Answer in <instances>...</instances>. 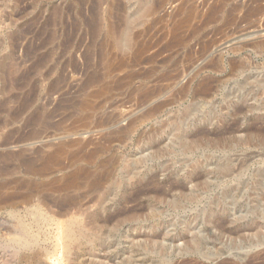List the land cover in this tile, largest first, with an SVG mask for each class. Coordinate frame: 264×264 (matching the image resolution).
Segmentation results:
<instances>
[{
	"label": "rangeland",
	"instance_id": "374dc122",
	"mask_svg": "<svg viewBox=\"0 0 264 264\" xmlns=\"http://www.w3.org/2000/svg\"><path fill=\"white\" fill-rule=\"evenodd\" d=\"M187 1L196 20L178 28ZM260 42L264 0H0L1 194L23 191V159L39 163L48 143L89 150L133 125L97 158L102 185L73 193L80 209L0 202V264H31L30 249L46 254L42 264H264ZM153 89L163 90L143 103ZM85 103L97 106L87 117ZM102 118L108 126L96 127ZM21 226L38 234L31 248L13 240Z\"/></svg>",
	"mask_w": 264,
	"mask_h": 264
},
{
	"label": "bare ground",
	"instance_id": "6f19581e",
	"mask_svg": "<svg viewBox=\"0 0 264 264\" xmlns=\"http://www.w3.org/2000/svg\"><path fill=\"white\" fill-rule=\"evenodd\" d=\"M254 1V0H253ZM257 1V0H256ZM259 1V0H258ZM160 4V3H159ZM255 4V3H254ZM200 5V4H199ZM213 5V4H212ZM215 5V4H214ZM237 5V4H236ZM241 6V5H240ZM210 7V6H209ZM219 9L223 8V4H220L217 6ZM246 7V6H245ZM244 7V8H245ZM215 8V6H214ZM234 8V7H233ZM256 8V5L255 7ZM232 9V8H231ZM261 11V8H259ZM185 10V16L183 17L182 20H180L181 22H179V20L177 22H179L178 24V28L180 26H182L183 24H189V23H193V21L196 20V9L191 5L188 4L186 2H182L179 5V15H180V11ZM254 10V9H253ZM258 10V9H255ZM216 11V10H215ZM232 12V10H230ZM250 11L247 10V12ZM252 11V10H251ZM125 12V11H124ZM258 12V11H257ZM183 13V12H182ZM229 13V12H228ZM250 13H255L253 12H248L246 14ZM230 14V13H229ZM178 15V16H179ZM207 15V14H206ZM254 15V14H253ZM175 16V15H174ZM208 16V15H207ZM211 16V15H210ZM176 17V16H175ZM247 17V16H246ZM245 17V18H246ZM214 18V16H213ZM227 18V17H226ZM241 19V18H240ZM226 20V19H225ZM244 20V19H243ZM234 21V20H231ZM212 23V22H211ZM240 23V22H239ZM157 24V23H156ZM204 24V23H202ZM186 27V26H185ZM263 27V26H262ZM148 28V27H147ZM177 28V30H178ZM197 28V27H196ZM160 29V28H159ZM176 29V28H175ZM194 29V28H193ZM147 30V29H146ZM180 30V29H179ZM238 30V29H237ZM225 31V30H224ZM235 31V30H234ZM150 32V31H149ZM160 32V31H159ZM192 32V31H191ZM245 32V31H244ZM148 33V32H147ZM183 33V32H182ZM190 33V32H189ZM188 33V34H189ZM215 33V32H214ZM135 34V33H134ZM156 34V33H155ZM237 34V33H236ZM191 35V33H190ZM146 36V35H145ZM175 39L174 42L176 44H180L182 41V38L179 36L175 35ZM138 38V37H137ZM220 38V37H219ZM134 39V38H133ZM161 39V38H160ZM214 39V37H213ZM218 40V39H217ZM257 41V40H255ZM254 41V42H255ZM148 42V41H147ZM173 42V41H172ZM217 42V41H216ZM114 43L117 47H119L122 51H125L126 49H128V43L125 42L124 40H120V39H114ZM156 43V42H155ZM170 43V42H169ZM206 43V42H205ZM224 43V42H223ZM250 43V42H249ZM171 44V43H170ZM169 44V45H170ZM232 44V43H231ZM237 44V43H236ZM241 44V43H240ZM140 45V44H139ZM145 47V46H144ZM165 47V46H163ZM207 47V46H206ZM253 47H255L256 49H262L264 47V42H260L257 43L255 45H253ZM151 48V47H149ZM161 48V47H160ZM167 48V47H166ZM170 48V47H169ZM193 48V47H192ZM203 48V47H202ZM210 48V47H209ZM243 48V47H242ZM148 49V48H147ZM165 49V48H164ZM168 50V49H167ZM203 50V49H202ZM143 51V50H142ZM149 51V50H148ZM147 51V52H148ZM168 52V51H167ZM194 52V51H193ZM223 52V51H222ZM155 53V52H154ZM139 54V53H138ZM141 54V53H140ZM139 54V55H140ZM114 55V54H113ZM143 55V54H142ZM190 55V53H189ZM205 55V54H204ZM134 56V55H132ZM140 58V57H139ZM152 58V57H151ZM187 58V57H186ZM200 58V57H199ZM181 59V58H180ZM215 59V57H214ZM103 60V59H102ZM148 60V59H147ZM110 61V60H109ZM126 61V59H125ZM178 61V60H176ZM161 62V61H160ZM164 62V61H162ZM179 62V61H178ZM185 62V61H184ZM211 62V61H209ZM228 62V61H227ZM109 63V62H108ZM124 63V62H123ZM132 63V61H131ZM134 63V62H133ZM176 63V62H175ZM243 63V62H242ZM137 64V63H136ZM142 64V63H141ZM177 64V63H176ZM215 64V60L212 61V66H214ZM191 65V64H190ZM232 65V64H231ZM122 66V65H121ZM215 67H217L215 65ZM231 67V66H230ZM155 68V67H154ZM190 68V67H189ZM201 68V67H200ZM245 68V62L243 64H236L234 66V68H231L233 70L234 73H241ZM117 69V68H116ZM173 69V68H172ZM187 69V68H186ZM114 71V70H113ZM149 72V71H148ZM147 72V73H148ZM231 72V71H230ZM98 73V72H97ZM96 73V74H97ZM107 74V73H106ZM137 74V73H136ZM143 75V74H142ZM67 76V75H66ZM95 76V75H94ZM134 76V75H132ZM141 76V75H140ZM167 76V75H166ZM165 76V78H166ZM169 76V75H168ZM93 77V76H92ZM91 77V78H92ZM99 77V76H98ZM130 77V76H129ZM135 77V76H134ZM96 77H93L92 79H95ZM133 78V77H130ZM173 78V77H172ZM177 78V76H176ZM60 79V78H59ZM91 79V81H92ZM109 79V78H108ZM124 79V78H122ZM161 79V78H160ZM167 79V78H166ZM162 80V79H161ZM118 82V81H117ZM88 83V82H87ZM125 83V82H124ZM122 84V83H121ZM151 84V83H150ZM81 86H83L81 84ZM201 86V85H200ZM124 87V86H123ZM53 88V86L51 87ZM105 88V87H104ZM179 88V87H178ZM103 89V88H102ZM116 89V88H115ZM164 89V88H163ZM161 89V90H163ZM204 92L208 91V87H207V83H204L203 88ZM201 89V90H202ZM134 90V89H133ZM148 90V89H147ZM160 89H153L152 91H148L144 96L145 99H143V103H145L148 99H152L153 97H155L158 93H160L161 91ZM187 88L185 87H181L178 91L176 88L177 93L174 94L171 98H169L168 100H166L165 102L162 103H158L159 105H157L156 107L151 108V112H156V110L161 107V106H165L171 103H175L176 101H178L179 99H182L186 92H187ZM166 91V90H164ZM210 91V90H209ZM163 92V91H162ZM191 92V91H190ZM201 92V91H200ZM97 93V92H96ZM175 93V92H173ZM162 94V93H161ZM169 94V93H168ZM196 92L193 93V99H196ZM199 94V93H198ZM27 96V95H26ZM61 98V97H60ZM97 98V97H96ZM13 99V98H12ZM28 99V98H27ZM142 99V98H141ZM26 101V100H25ZM49 101V100H48ZM66 101V100H65ZM142 101V100H141ZM64 102V101H63ZM68 102V101H67ZM140 102V101H139ZM76 103V102H75ZM74 103V105H75ZM192 103V102H191ZM190 103V104H191ZM24 105V104H23ZM141 105V104H140ZM261 103L258 105L259 107H261ZM61 106V105H60ZM70 106V105H69ZM66 107V106H65ZM243 107V106H242ZM241 107V108H242ZM54 108V107H53ZM67 108V107H66ZM82 108L84 110V115L85 117L90 116L91 114H93V112L97 109V106H94L92 104H88L85 103V105H82ZM240 109V108H239ZM66 110V109H65ZM52 111V110H51ZM56 111V110H55ZM59 111V110H58ZM150 111V110H149ZM245 111V109H244ZM57 112V111H56ZM53 113V112H52ZM44 117V116H43ZM110 118V117H109ZM38 119V118H37ZM98 119V118H97ZM114 119V117H113ZM36 120V119H35ZM49 120V119H48ZM101 120V119H99ZM103 120V118H102ZM98 121L96 125V127H101L103 125H107V123L109 121ZM115 120V119H114ZM33 121V120H32ZM44 121V119H43ZM112 121V119L110 120ZM57 122V121H56ZM137 122V121H136ZM114 123V122H113ZM43 124V123H42ZM109 124V123H108ZM235 124V123H233ZM72 125V124H70ZM105 125V126H106ZM108 126V125H107ZM30 127V126H29ZM133 125L130 123L128 124L126 127H119L118 129H114L113 131H108V132H104L101 135V140H104L103 145L100 146H95L92 149L86 150V148H84L85 145L79 144V147L76 150H69L68 148H70L71 146L75 145L76 143L70 141V142H63V141H58L59 143L53 146L51 143H48L49 146L52 147V149L49 152H44L43 150L41 151L42 153H39V163L34 162V159H28L27 157H29L28 155L26 156V160L23 159V163H21V165H23V172L24 174L27 176V180H24L20 183V185H18L21 189L23 188V191L18 194V195H5V194H1L0 193V202L2 203H7V206L11 209H15V204H14V199L17 198L19 200L20 203L26 204V205H30V202L32 201L33 197L37 196V205H35V207H33L32 205V211H35L36 213H38V211L40 210V206L41 208H43L45 206L49 207V204H52L57 206V209L59 213H62L63 211H66L68 209H80L82 206L78 203L75 202V197L73 193L79 192L82 189H84L85 187L89 186L91 183H96L97 186L102 185V180H104V178L106 176L109 175V172L106 171V169L104 168V164H100L97 160V158L99 157L100 154L104 153L106 150L109 149L110 144L113 142V140H116L117 137L119 138L122 135H126L129 133V131L132 129ZM230 128V127H229ZM101 129V128H100ZM255 131V130H254ZM31 132V131H30ZM35 132V131H33ZM29 140V139H28ZM216 140V139H215ZM20 142L21 140H15L14 142ZM69 141V140H68ZM89 142V141H88ZM219 142V141H218ZM87 144V143H86ZM91 144V143H90ZM193 144H195V142H193ZM47 145V144H46ZM47 145V146H48ZM87 147V146H86ZM36 151V150H35ZM16 152V151H15ZM37 152V151H36ZM34 153V151H33ZM16 154V153H15ZM19 154V153H18ZM20 155V154H19ZM18 155V156H19ZM6 157V156H5ZM20 157L24 158L23 156H19V160L21 159ZM61 157H63L64 159H66L67 161L65 162V160L61 159ZM36 159V158H35ZM99 159V158H98ZM22 160V159H21ZM20 160V161H21ZM38 160V159H37ZM111 160V158H110ZM19 161V162H20ZM81 161H83V163H80ZM12 162V161H11ZM16 162V161H15ZM22 162V161H21ZM38 162V161H37ZM108 162H110L108 160ZM117 163V162H116ZM220 167V166H219ZM222 167V165H221ZM231 167V166H230ZM91 168V169H90ZM9 170V169H8ZM221 170H225V172H223V175L225 176L229 171L232 172V169L230 168H226L224 166L223 169ZM219 173V172H218ZM221 173V172H220ZM219 173V175H220ZM222 174V173H221ZM104 175V177L102 176ZM264 174H260L259 176H262ZM43 180H47L46 183H39ZM11 183V182H10ZM46 185L48 187H46ZM92 185V184H91ZM162 186V185H161ZM5 187V183H1L0 182V190ZM92 189V188H91ZM95 190V189H94ZM93 190V191H94ZM82 195V194H80ZM163 196V194H162ZM191 197H194V195H192ZM170 198V197H169ZM36 199V198H35ZM17 200V201H18ZM159 200V199H158ZM178 203L177 200H174L172 202V204L175 206ZM5 206V205H3ZM54 207V206H53ZM123 207V206H122ZM8 208V209H9ZM52 209V207H51ZM54 209V208H53ZM7 210V209H6ZM43 211V210H42ZM7 212V211H6ZM57 212V211H56ZM57 212V213H58ZM64 213V212H63ZM77 213V212H76ZM124 214V213H123ZM120 215V214H119ZM126 215V214H125ZM114 218V217H113ZM129 218V217H128ZM9 233V232H8ZM13 236H15L16 238H14L13 240L16 241L17 243V247H30L31 244L35 243L37 241V237L38 234L35 232H30L28 233L26 231V229L21 226V227H17L16 229H14L12 231ZM77 235H81V234H77ZM41 239V238H40ZM60 240V238H59ZM17 250V248H16ZM28 250V249H27ZM31 252H29L25 259H28L29 262L31 264H42L40 261L42 259L43 256H46V254L43 253V251H39V250H32L30 249ZM17 252V251H16ZM1 257V256H0ZM7 257V256H6ZM1 259V258H0Z\"/></svg>",
	"mask_w": 264,
	"mask_h": 264
}]
</instances>
